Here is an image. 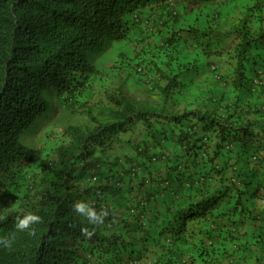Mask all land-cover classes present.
<instances>
[{
    "label": "trees",
    "instance_id": "obj_1",
    "mask_svg": "<svg viewBox=\"0 0 264 264\" xmlns=\"http://www.w3.org/2000/svg\"><path fill=\"white\" fill-rule=\"evenodd\" d=\"M176 1L190 7L193 27L171 28L181 20ZM150 24L171 51L166 59L159 65L150 53L135 65L120 52L119 80L94 100L96 82H107L97 61L118 41L141 48L134 33ZM184 46L197 48L199 64L174 57ZM263 50L264 0H0V216L18 204L0 219V236L17 214L43 218L35 235L17 232L0 246V264H184L172 258L177 243L193 257L216 254L198 226L226 215L228 191L256 180L247 169H264V102L244 104L264 96ZM143 64L155 73L142 81L148 103L121 81L125 70L149 73ZM214 88L222 92L211 95ZM60 110L70 123L46 147ZM220 184L228 186L213 192ZM234 198L240 210L227 216L241 219L247 209ZM77 200L108 216L89 224L73 210Z\"/></svg>",
    "mask_w": 264,
    "mask_h": 264
},
{
    "label": "crops",
    "instance_id": "obj_2",
    "mask_svg": "<svg viewBox=\"0 0 264 264\" xmlns=\"http://www.w3.org/2000/svg\"><path fill=\"white\" fill-rule=\"evenodd\" d=\"M263 52L264 50L262 53ZM260 75L264 79V73H260ZM221 92L222 90L220 88H214L211 95L218 96ZM201 94L209 96L210 92L202 89ZM246 97L249 98L248 100H250V102H247V100L244 101L245 103L243 102L244 104L259 107L264 102V96L256 100L252 99L251 95ZM206 102L207 100H205V103L203 102V107L206 106ZM255 108L250 110L252 111ZM263 114L264 112L262 115ZM237 115H240V113ZM249 119L259 121L263 118H260L259 115H249ZM259 127L264 129L263 122L259 123ZM250 168L251 169H247V171H256L255 173L257 175L254 174L256 180L253 178L252 184H248L247 187H242L241 191L238 190V188H233L234 191H231L232 189L228 191V196L224 198L226 202L229 201V203L227 202V207H225L222 212V214L226 215L216 220V225L213 224V227L215 226L214 228L212 227L211 221L207 222L206 225L198 226L199 238L205 240V243L208 245L213 244L212 247H214L216 254L204 258L195 255V257H193L189 251L191 246L177 243L178 251L172 254L174 260L178 258L182 260L184 264H264V196L261 197L255 192L258 187H264V169H257L254 167V164ZM226 185L220 184L218 188L216 187V189L214 188L212 191L218 193V189L221 188H223L221 191H224ZM221 193L223 194L224 192ZM237 193L241 195V201L244 202V207L247 209L246 215L243 214L241 219H239L240 217L238 218V215L235 213H233V217L227 216V214L235 212L233 208L237 206V199H235L234 196H236ZM236 210L240 209L236 208ZM229 218H234L236 223L231 222L232 220ZM232 235L236 236L238 240L233 241L229 238L232 237Z\"/></svg>",
    "mask_w": 264,
    "mask_h": 264
},
{
    "label": "rangeland",
    "instance_id": "obj_3",
    "mask_svg": "<svg viewBox=\"0 0 264 264\" xmlns=\"http://www.w3.org/2000/svg\"><path fill=\"white\" fill-rule=\"evenodd\" d=\"M175 5L179 8V16H181V20H180V26L177 25H173L170 24L171 28H174L176 31L180 30L181 27H189V25H191L192 27L194 26V14L191 11L190 7H185L184 5H182L180 2H174ZM167 11L168 7L166 8ZM166 9L164 11H166ZM157 10H159L160 12H163L162 9L157 8ZM167 14V13H166ZM166 14L165 17H166ZM159 15V14H157ZM168 15V19L170 18V15ZM158 22H155V24H157ZM190 23V24H189ZM174 24H176V22H174ZM150 26L152 27L153 30H150V28H145L146 26L143 25L142 29H143V33L141 34L140 31L134 33V40L136 42L143 43L141 48H135L130 44H127V42L124 41H118L115 42V45L113 47V49H111L110 51H108L106 54H104L102 57H100V60H96L97 64H98V68L102 71V73L105 75L103 76L105 80H107V82H96V86H95V98L94 100H96L98 93L100 91H102V89H104V86L107 84H114L115 81L119 80V73L114 74L112 69L113 67H115L116 65H118L119 61L122 59L120 52L126 51V57L129 59V57L134 58V64H140V63H145L143 62V59H148V58H144V56H149L150 53H152V55H155L156 57V62L161 65L162 60H165L166 55H168L171 51L170 49H166L165 48H160V44L163 41V38L161 35L158 34V32L156 31V28L153 24H150ZM171 28L169 27L167 29V31H170ZM153 31V32H152ZM185 36V35H184ZM145 40V38H147ZM150 45V46H149ZM149 46V47H148ZM156 46V48H155ZM147 47V48H145ZM143 53H145V55H143ZM199 52H197V48L194 47H181L180 49H178V51L174 52V57H178L177 60H180L182 63H189L194 61L195 63H200L201 61H198L199 56L197 55ZM204 59V57H203ZM202 67L198 68L201 69ZM143 69L144 71H147L149 73L144 74L142 76L138 75V74H132L131 71L129 70V72L127 73L126 70L124 71V74L121 78V81L123 79L132 81L134 84V87L131 86V91L134 92L133 89L139 90L138 92L142 93V100L144 101H150L152 99L151 96H149L148 92H144V89L147 87V84L144 82H149L152 80V78L155 76V73H152V71H148L146 70V65L143 64ZM144 81V82H142ZM157 96V95H156ZM158 97H155V100ZM93 100V101H94ZM176 102V101H175ZM150 104H155V101H151ZM62 110V109H61ZM61 110L59 111V115L55 118L52 119L49 122V125H47L46 130L49 131L51 133V138L52 140L48 141L47 143H45L44 146L46 147H53L56 143H59L61 140V136L62 133L67 125V119L66 117H64L63 112H61ZM80 119H79V123L82 124H89L90 122H88V118L86 115H79ZM38 139V140H37ZM36 140H34V144L37 147H40L42 145V139H40V137H37ZM27 173V169L22 173L23 175ZM22 175V176H23ZM24 177V176H23ZM85 189V188H84ZM168 259V256L166 257ZM154 258L151 257L148 260H146L144 262V264H158L157 262H155L153 260Z\"/></svg>",
    "mask_w": 264,
    "mask_h": 264
},
{
    "label": "clouds",
    "instance_id": "obj_4",
    "mask_svg": "<svg viewBox=\"0 0 264 264\" xmlns=\"http://www.w3.org/2000/svg\"><path fill=\"white\" fill-rule=\"evenodd\" d=\"M182 5L185 6L186 4L183 3ZM172 7L174 8V10H173L174 14L179 13V9L175 5V3L172 4ZM176 9H177V11H175ZM212 67L215 68L216 66H212ZM257 194H259L261 197L264 196V187L261 188V190H259L257 192ZM263 202H264V199H263ZM72 208L77 214L85 217L87 219L88 223L92 224V225L103 223L105 218L108 216V212L106 210H104L103 208L98 210L94 206V202L89 203L86 200L75 201L72 205ZM6 209L8 210V215L0 216V219L7 220L12 212L17 211L18 204L15 203L10 208H6ZM42 219L43 218L34 211H27L22 215L17 214L15 216V220H14L13 231L7 235L0 236V246L10 247L12 245L13 241L15 240V235L17 232H25L26 231L30 235H35V227L34 226L41 223ZM214 220L215 219H213L212 221H214ZM82 231L88 236H91L93 234L87 228H83Z\"/></svg>",
    "mask_w": 264,
    "mask_h": 264
}]
</instances>
